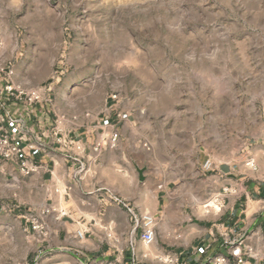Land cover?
<instances>
[{
    "label": "rangeland",
    "instance_id": "obj_1",
    "mask_svg": "<svg viewBox=\"0 0 264 264\" xmlns=\"http://www.w3.org/2000/svg\"><path fill=\"white\" fill-rule=\"evenodd\" d=\"M0 67L27 88L62 67L58 106L80 120L122 99L143 175L246 164L264 146V0H0ZM32 245L18 218L0 215V264H29Z\"/></svg>",
    "mask_w": 264,
    "mask_h": 264
},
{
    "label": "crops",
    "instance_id": "obj_2",
    "mask_svg": "<svg viewBox=\"0 0 264 264\" xmlns=\"http://www.w3.org/2000/svg\"><path fill=\"white\" fill-rule=\"evenodd\" d=\"M54 84L50 116L60 121L59 135L38 124V135H6L21 152L9 160L0 157V215L18 218L29 233V264H201L219 255L236 264L231 241L243 264H264V146L252 150L255 169L212 160L209 172L202 170L203 161L192 174L176 167L184 170L181 176L166 164L163 176L154 172L141 179L138 163L146 151L136 112L122 99H109L100 116L80 120L63 114ZM5 131L10 124H2L0 137ZM113 132L119 134L117 146L104 147ZM66 140L82 144L83 152L65 147ZM177 177L185 184L175 191ZM212 198L216 210L205 206ZM129 209L155 218L151 244L141 240ZM35 220L44 226V238L32 230Z\"/></svg>",
    "mask_w": 264,
    "mask_h": 264
},
{
    "label": "built area",
    "instance_id": "obj_3",
    "mask_svg": "<svg viewBox=\"0 0 264 264\" xmlns=\"http://www.w3.org/2000/svg\"><path fill=\"white\" fill-rule=\"evenodd\" d=\"M63 76V69L59 67L55 71L52 81L42 87L27 88L16 83L14 80V72L9 67H0V128L3 123L11 125V131H5L0 137V157L6 160L12 159L21 152V149L14 144L6 135H38L35 131V125L48 129L52 128L51 134L57 136L61 132L59 128L60 121L58 119H52L51 113V92L52 85L60 80ZM50 126L48 127V125ZM45 131V130H44ZM39 143V147L43 148L41 140L35 137ZM119 134L113 132L110 136L103 140V146L109 149H113L117 146ZM59 142V140H58ZM65 147L69 146L74 148L75 151L83 152V145L79 142L66 140ZM100 150L99 145L93 146V152L98 153ZM77 163L83 168L82 158L79 155L75 156ZM22 171L26 174L30 172L24 165L21 164ZM251 169H255L254 163L249 161L246 163ZM213 168V163L210 159L206 160L202 164V170L209 172ZM0 210V214H1ZM133 223L135 227L141 229V240L145 245H149L154 240L155 218L148 213H136L129 209ZM32 230L35 231L40 238L46 236V230L44 226L37 220L32 223ZM79 239L82 238L81 233H77ZM230 246H235L231 250V255L236 259V264H243L242 254L236 246V241H231ZM164 264H188L181 263L173 260H167ZM201 264H226V258L224 256H217L211 258Z\"/></svg>",
    "mask_w": 264,
    "mask_h": 264
},
{
    "label": "water",
    "instance_id": "obj_4",
    "mask_svg": "<svg viewBox=\"0 0 264 264\" xmlns=\"http://www.w3.org/2000/svg\"><path fill=\"white\" fill-rule=\"evenodd\" d=\"M139 175H140V178L142 179L143 177V172L141 170H139Z\"/></svg>",
    "mask_w": 264,
    "mask_h": 264
}]
</instances>
